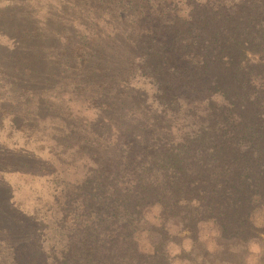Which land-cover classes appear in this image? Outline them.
I'll return each mask as SVG.
<instances>
[{
    "label": "trees",
    "instance_id": "obj_1",
    "mask_svg": "<svg viewBox=\"0 0 264 264\" xmlns=\"http://www.w3.org/2000/svg\"><path fill=\"white\" fill-rule=\"evenodd\" d=\"M156 1L118 0L128 17L139 15L128 20L138 24L139 35L129 32L126 43L138 54L139 74L155 87L153 123L143 125L138 149L105 155L79 182L58 177L52 206L66 231L57 253L43 252L37 213L17 205L0 176V238L7 249L0 257L8 264H161L151 261L157 251L144 252L137 239L152 205L164 217L176 215L189 232L212 222L220 239L255 237L251 214L264 201V0ZM170 6L171 17L165 13ZM111 44L105 48L118 46ZM116 53L82 55L79 67L99 90L115 76L110 65ZM126 60L124 69L118 62L113 67L137 70ZM6 61L1 52L2 78L8 77ZM17 61L11 69L32 74L27 60ZM114 102L102 105L113 111ZM116 113L110 122L121 118L116 110L110 117ZM167 117L181 123L161 125Z\"/></svg>",
    "mask_w": 264,
    "mask_h": 264
},
{
    "label": "rangeland",
    "instance_id": "obj_2",
    "mask_svg": "<svg viewBox=\"0 0 264 264\" xmlns=\"http://www.w3.org/2000/svg\"><path fill=\"white\" fill-rule=\"evenodd\" d=\"M115 1L0 0V53L11 60L3 64L9 78L0 76V165L5 163L1 159L7 161L0 176L14 202L25 212L37 213L38 242L48 255L60 250L66 231L60 228L62 217L52 206L58 177L69 184L79 182L85 170L105 155L128 152L130 146L138 149L143 125L152 124L159 112L151 105L155 87L139 74L138 54L128 50L126 43L129 32L139 35L138 24L128 21L137 16L128 17ZM165 13L171 17L175 10L170 6ZM112 42L118 46L105 48ZM94 52L105 56L117 52L113 66L118 62L120 70L128 56L137 70L128 65L123 73L111 64L110 75L115 76L106 74L108 82L99 90L94 78L86 80L89 74L85 77L79 67L82 55L90 59ZM15 55L28 61L32 74L24 76L11 69L20 63ZM113 99V111H106L103 105ZM115 110L122 116L110 122L118 117L117 113L110 117ZM167 118L161 125L181 123ZM163 135L172 137L165 128ZM27 154L35 168H30ZM30 169L35 174H29ZM168 215L164 217L162 209L152 205L139 222L140 249L157 251L151 261L264 264V201L257 202L251 214L255 237L245 242L220 239L212 222H200L196 231L189 232L176 215ZM3 250L7 249L1 239ZM7 258L0 261L8 264Z\"/></svg>",
    "mask_w": 264,
    "mask_h": 264
}]
</instances>
